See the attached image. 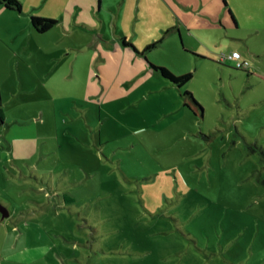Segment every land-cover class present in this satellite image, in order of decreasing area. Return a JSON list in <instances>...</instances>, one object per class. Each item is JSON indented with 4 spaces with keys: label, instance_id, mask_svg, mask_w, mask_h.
Segmentation results:
<instances>
[{
    "label": "rangeland",
    "instance_id": "rangeland-1",
    "mask_svg": "<svg viewBox=\"0 0 264 264\" xmlns=\"http://www.w3.org/2000/svg\"><path fill=\"white\" fill-rule=\"evenodd\" d=\"M196 1L209 54L147 59L192 72L182 90L203 112L152 70L105 74L89 56L0 73V264H264V83L228 58L264 74V0H231L239 25Z\"/></svg>",
    "mask_w": 264,
    "mask_h": 264
},
{
    "label": "crops",
    "instance_id": "crops-1",
    "mask_svg": "<svg viewBox=\"0 0 264 264\" xmlns=\"http://www.w3.org/2000/svg\"><path fill=\"white\" fill-rule=\"evenodd\" d=\"M19 1L22 4L21 11L9 9L0 3V52L3 49L8 56L7 65H0V73L7 71L13 77H16V69L22 70L23 64L39 65L49 58L66 55L89 56L96 64L97 70L105 74H124L137 70H152L160 74L147 59L153 60L148 55L155 47V52H166V55L185 60L190 55L201 56L197 53L207 55L210 52L208 31L198 35L197 45L193 42L191 9L195 6L198 8L199 5L195 0H132L131 4L128 3L129 0ZM242 1H248L247 4L250 5L255 3V0ZM148 2L153 4L152 10L146 5ZM226 3L228 11L232 12V19L239 25L237 12L241 8L240 5H233L231 0H226ZM126 5L133 6V13L126 12ZM32 16L56 19L57 23L50 30L39 32L31 23ZM225 16L222 13L221 17H216L224 27ZM150 17L151 20L147 23ZM216 18L212 17L215 21L211 24L212 28L217 23ZM152 20H155L153 24L150 23ZM81 30L89 31L90 34L83 35ZM178 35L183 40L182 45ZM124 37L134 47L124 45ZM154 42L157 44L146 50V47ZM162 47H165V50ZM235 50L237 49L233 51ZM242 55L248 58L243 53ZM17 57L21 59L19 64L15 61ZM92 71L96 70L93 68ZM243 72L247 73L246 81L264 83V80L255 76L264 74L252 68ZM169 83L174 85L170 81ZM2 110L4 111L3 108Z\"/></svg>",
    "mask_w": 264,
    "mask_h": 264
},
{
    "label": "trees",
    "instance_id": "trees-1",
    "mask_svg": "<svg viewBox=\"0 0 264 264\" xmlns=\"http://www.w3.org/2000/svg\"><path fill=\"white\" fill-rule=\"evenodd\" d=\"M223 1L227 6L226 0H223ZM0 3H3L9 9H15L19 11L22 10V4L19 0H0ZM229 14L233 17L231 11H229ZM31 23L37 31L46 32L56 25L57 20L52 19V18L40 17V16H32ZM123 43L124 45H131L134 47V45L130 43L126 37L123 38ZM155 44H157V42H154L153 44H149L146 47V50H149ZM151 66L153 67V69L158 71L164 78L168 79L172 84L176 85L180 89L181 97L183 99V104L185 107H187L188 109L194 112H196V109L194 108V106L200 108L202 112L204 111L203 106L195 98L193 93L189 92L188 90H185V91L182 90V87L185 86L193 78L192 72H188V73L180 74L176 76L175 73H173L167 67H156L153 63H151ZM255 76L258 79L264 80V75H255ZM3 120H5V115H4V111L0 107V122ZM257 147H259L261 152L264 154V148L262 146H257ZM62 197L67 202V204L74 203L76 201V199L73 196L68 195L67 193H64Z\"/></svg>",
    "mask_w": 264,
    "mask_h": 264
},
{
    "label": "built area",
    "instance_id": "built-area-1",
    "mask_svg": "<svg viewBox=\"0 0 264 264\" xmlns=\"http://www.w3.org/2000/svg\"><path fill=\"white\" fill-rule=\"evenodd\" d=\"M225 58V57H224ZM229 59L235 62V66L238 69L246 70L251 66V62L248 58L244 57L240 51H233L229 56Z\"/></svg>",
    "mask_w": 264,
    "mask_h": 264
},
{
    "label": "water",
    "instance_id": "water-1",
    "mask_svg": "<svg viewBox=\"0 0 264 264\" xmlns=\"http://www.w3.org/2000/svg\"><path fill=\"white\" fill-rule=\"evenodd\" d=\"M4 215L6 216L7 214L5 213Z\"/></svg>",
    "mask_w": 264,
    "mask_h": 264
}]
</instances>
